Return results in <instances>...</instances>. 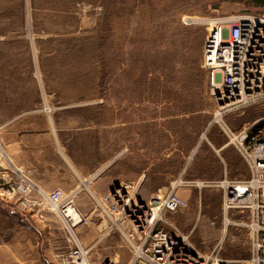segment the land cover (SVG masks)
Wrapping results in <instances>:
<instances>
[{
	"label": "rangeland",
	"instance_id": "1",
	"mask_svg": "<svg viewBox=\"0 0 264 264\" xmlns=\"http://www.w3.org/2000/svg\"><path fill=\"white\" fill-rule=\"evenodd\" d=\"M250 2L0 0V264H61L71 247L48 205L21 207L26 158L111 184L112 215L99 208L91 217L88 205L75 230L92 264H131L114 221L135 232L171 193L188 207L163 212L160 228L223 264L253 260L252 211H225L221 188L252 173L237 148L218 146L263 119L264 101L221 110L222 88L203 68L208 22L253 16ZM21 147L32 153L21 157Z\"/></svg>",
	"mask_w": 264,
	"mask_h": 264
},
{
	"label": "built area",
	"instance_id": "2",
	"mask_svg": "<svg viewBox=\"0 0 264 264\" xmlns=\"http://www.w3.org/2000/svg\"><path fill=\"white\" fill-rule=\"evenodd\" d=\"M203 68L210 75L212 87L222 88L218 102L225 106L231 104L226 109H239L264 101V19L254 16L239 20L215 19L204 44ZM228 138L229 145L237 148L244 157L252 178L221 184L224 210L252 211L255 256L249 264H264V118L239 132L229 133ZM34 189L32 183L24 178L21 182V207L48 205L65 221L69 231L71 247L63 255L61 264H92L91 249L80 243L75 232L87 219L75 205L74 196L66 195L60 189L50 193L38 191V199L29 201L28 195ZM109 200L110 195L103 198L105 204ZM129 202L130 198L125 204L128 206ZM187 207L184 199L171 193L160 200L158 208L141 214L135 232H123L119 221H114L133 251L131 264L141 261L146 264H223L216 252L210 255L195 253L178 237L160 228L163 212L177 213ZM102 210L112 215L108 209Z\"/></svg>",
	"mask_w": 264,
	"mask_h": 264
},
{
	"label": "crops",
	"instance_id": "3",
	"mask_svg": "<svg viewBox=\"0 0 264 264\" xmlns=\"http://www.w3.org/2000/svg\"><path fill=\"white\" fill-rule=\"evenodd\" d=\"M248 9L249 11H251V14L264 17V0H251V2L248 5ZM242 17L237 15L235 16L231 15V17H219V18L220 19L229 18L232 20H239ZM19 119L20 117H18V120ZM6 126L7 124L0 126V133H2L3 128H5ZM229 148H231V145H229L226 142L222 143L218 146V152L221 154L226 153L228 152L227 150ZM30 152L32 153V151L27 149L26 147H21V157H23V155L28 156ZM9 160L11 159L9 158ZM25 162L26 163H24V165L22 164L18 165L17 170L21 173V182H23L24 178H27L32 183L33 187H35L34 195L35 193L37 195L38 191L50 193L54 191V188L61 187L62 188L61 190L64 192V194L74 196V201L78 200V202L81 203L84 201V204L82 203L83 207L81 206L79 207L81 211L80 213L85 218H87L86 207L88 205H92V211L90 214L91 217L94 216L96 210H99V207L105 210L106 209L109 210V208H107L108 205L103 202V198L107 195L106 194L107 189L111 187V184H109L107 181L101 180L97 183L95 182L93 183L94 178L93 179L91 177L85 178L84 176L79 175V173L77 172L76 169H74V167H72V172H64L65 170L59 172V168L57 166L56 161L52 167L45 166L43 168L37 167L36 164L31 163L28 158L25 159ZM64 179L69 180L70 182L66 183ZM52 180L54 181L52 182ZM83 186L85 188L84 191L86 192L84 193L83 196H81L78 199L79 194L81 193V191H83L82 189Z\"/></svg>",
	"mask_w": 264,
	"mask_h": 264
},
{
	"label": "bare ground",
	"instance_id": "4",
	"mask_svg": "<svg viewBox=\"0 0 264 264\" xmlns=\"http://www.w3.org/2000/svg\"><path fill=\"white\" fill-rule=\"evenodd\" d=\"M206 21H209V20H206ZM212 22H213V21H209V22H208L209 25H211ZM205 23H206V22H204V24H205ZM229 106H231V104H230V105H227V106L223 105V106H221V110L226 109V108L229 107ZM220 119H221V114L218 113V120H220ZM129 203H130V202H129Z\"/></svg>",
	"mask_w": 264,
	"mask_h": 264
},
{
	"label": "water",
	"instance_id": "5",
	"mask_svg": "<svg viewBox=\"0 0 264 264\" xmlns=\"http://www.w3.org/2000/svg\"><path fill=\"white\" fill-rule=\"evenodd\" d=\"M221 94L220 93H218V96H220Z\"/></svg>",
	"mask_w": 264,
	"mask_h": 264
}]
</instances>
